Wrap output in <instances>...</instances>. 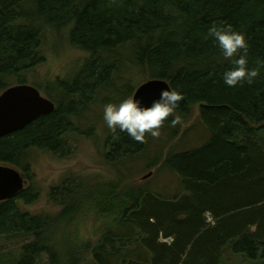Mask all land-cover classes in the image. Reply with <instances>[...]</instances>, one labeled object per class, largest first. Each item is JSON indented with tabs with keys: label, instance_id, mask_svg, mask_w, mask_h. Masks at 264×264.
Instances as JSON below:
<instances>
[{
	"label": "trees",
	"instance_id": "1",
	"mask_svg": "<svg viewBox=\"0 0 264 264\" xmlns=\"http://www.w3.org/2000/svg\"><path fill=\"white\" fill-rule=\"evenodd\" d=\"M214 23L245 35L249 68L264 61V0H0V94L30 84L26 75L44 61L49 30L69 28L71 45L90 54L71 79L51 83L53 112L0 138V165L17 168L25 182L33 176L35 153L70 154V136L79 131L75 119L100 98L115 100L117 77L132 69L146 81L168 82L184 97L161 134H177L170 121L190 119L196 105L205 129L204 143L174 147L163 161L162 170L179 180L172 197L64 179L50 195L60 213L32 214L24 206L39 192L25 183L16 196L0 201V237H31L10 264H264V69L251 85H225L223 73L232 65L207 35ZM152 140L146 134L139 143L117 130L105 141V158L121 164L148 157ZM81 204L103 219L112 217L90 248V262L64 231L66 224L76 225L71 220ZM59 229L67 243L62 250L54 236Z\"/></svg>",
	"mask_w": 264,
	"mask_h": 264
},
{
	"label": "rangeland",
	"instance_id": "2",
	"mask_svg": "<svg viewBox=\"0 0 264 264\" xmlns=\"http://www.w3.org/2000/svg\"><path fill=\"white\" fill-rule=\"evenodd\" d=\"M42 53L44 61L26 75V80L32 85H37L44 96L56 102L55 96H49L53 93L51 89L49 90L51 83L58 77L71 79L90 54L71 45L69 28L60 32L49 30L45 35ZM146 80L147 77L138 69L119 75L116 84L121 89L115 100L111 98L107 103L119 104L130 96L134 97L136 89ZM131 86H133L132 92ZM104 91L100 92L102 97L105 96ZM98 101L100 102L85 108L82 115L75 119L79 131L70 136L72 150L68 156L60 157L44 151L35 153L32 158L33 176L26 184L33 185L39 192V197L37 201L24 206L30 213L58 215L62 208L52 201L50 195L51 189L60 185L64 179L70 184L84 182L89 187L94 183L110 182L125 187L149 189L168 197L178 194V177L167 169L162 170L163 161L174 147L175 150L181 151L204 143L205 129L198 121L200 106H194L190 119L183 121L179 118L180 125L174 127L178 131L177 134L171 130L172 132L166 131L161 134L158 139L153 138L154 143L149 144L147 151L148 157H136L133 162L124 160L121 164H111L104 154L107 149L105 141L113 132L107 128L103 120V107L107 103H103L102 98ZM185 132L186 136L182 139ZM160 153H162L161 159L155 162V158L160 156ZM148 174L149 176L144 178ZM83 190L86 194L90 191L86 188ZM80 206L78 215L71 220L76 225L69 226L67 222H63L62 225H67L64 231L72 235L76 241L75 245L80 244L79 247L82 249L80 252L86 262H90L92 261L90 248L94 246L103 230L109 228L107 222L112 217L103 219L92 210L90 205ZM207 217L209 222H213L210 214H207ZM64 231L59 229L54 232L58 250H62V245L67 244L64 242ZM30 241L31 237L24 236L0 237V264H10L19 259L23 254V247ZM162 241L171 242L165 238H162ZM84 247L89 249L86 251Z\"/></svg>",
	"mask_w": 264,
	"mask_h": 264
},
{
	"label": "clouds",
	"instance_id": "3",
	"mask_svg": "<svg viewBox=\"0 0 264 264\" xmlns=\"http://www.w3.org/2000/svg\"><path fill=\"white\" fill-rule=\"evenodd\" d=\"M221 50L225 60L232 67L223 73L224 84L236 87L246 81L253 84L264 69V61H258L254 68L248 67V43L245 35L231 24H213L207 34ZM184 97L174 88L163 87L158 96L145 105L143 99L128 97L119 104L107 103L103 107V120L107 128L115 133H126L132 140L144 143L146 134L154 139L161 136L160 129ZM180 123L179 117L170 121L172 127Z\"/></svg>",
	"mask_w": 264,
	"mask_h": 264
},
{
	"label": "water",
	"instance_id": "4",
	"mask_svg": "<svg viewBox=\"0 0 264 264\" xmlns=\"http://www.w3.org/2000/svg\"><path fill=\"white\" fill-rule=\"evenodd\" d=\"M166 86L170 87L162 79H150L136 89L134 97L143 99L148 105ZM55 108V103L34 85L17 84L7 88L0 94V138L23 129ZM25 183L24 176L17 168L0 165V201L16 196L24 190Z\"/></svg>",
	"mask_w": 264,
	"mask_h": 264
},
{
	"label": "bare ground",
	"instance_id": "5",
	"mask_svg": "<svg viewBox=\"0 0 264 264\" xmlns=\"http://www.w3.org/2000/svg\"><path fill=\"white\" fill-rule=\"evenodd\" d=\"M26 127V126H25ZM23 175V174H22Z\"/></svg>",
	"mask_w": 264,
	"mask_h": 264
}]
</instances>
